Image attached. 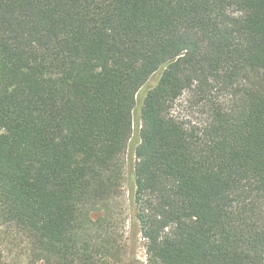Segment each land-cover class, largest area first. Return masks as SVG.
Listing matches in <instances>:
<instances>
[{
  "label": "trees",
  "instance_id": "16d2710c",
  "mask_svg": "<svg viewBox=\"0 0 264 264\" xmlns=\"http://www.w3.org/2000/svg\"><path fill=\"white\" fill-rule=\"evenodd\" d=\"M134 112L147 264H264V0H0V264L133 263Z\"/></svg>",
  "mask_w": 264,
  "mask_h": 264
},
{
  "label": "rangeland",
  "instance_id": "374dc122",
  "mask_svg": "<svg viewBox=\"0 0 264 264\" xmlns=\"http://www.w3.org/2000/svg\"><path fill=\"white\" fill-rule=\"evenodd\" d=\"M139 125L140 123L138 122L136 114L134 112V116L132 119L130 139L127 143L126 149L122 157L123 182H122L121 196L118 200V204H119L120 210L123 213V218L125 221L123 232H124V237L126 240L127 251L128 253L132 254V257H133L132 264H147L146 262L147 255H146L145 247H144L145 241L141 237L138 231L137 225H135V221L133 219V216L130 212V207H129V195H130V190H131V185H132L130 178H129V173L135 161V156H134L133 151H134L135 145L138 142ZM8 261L9 262L11 261V257H9Z\"/></svg>",
  "mask_w": 264,
  "mask_h": 264
}]
</instances>
